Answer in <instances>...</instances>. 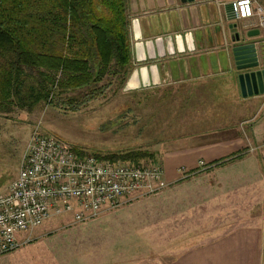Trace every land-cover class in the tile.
<instances>
[{
    "label": "rangeland",
    "instance_id": "obj_1",
    "mask_svg": "<svg viewBox=\"0 0 264 264\" xmlns=\"http://www.w3.org/2000/svg\"><path fill=\"white\" fill-rule=\"evenodd\" d=\"M255 1L264 7V0ZM208 89L211 90L194 82L136 90L113 84L86 104H69L62 96L53 103L25 109L14 107L9 113H0V193L16 177L34 133L55 137L73 150L93 156L132 150L154 154V159H142L138 164L160 162L163 153L182 148L183 142L193 136L209 137L208 129L214 125L228 126L229 114L228 123L234 131L225 135L248 136L242 129L236 131L241 126L240 99L245 98L240 94L239 100L233 101L216 96L208 99L204 96ZM248 171L242 165L226 174L236 179ZM246 180L241 185L235 181L231 193L215 198L209 207L205 208L206 202L200 201L202 195L198 194L192 200L187 198L183 205L178 203V209L193 211V220L198 219L199 232L205 237L228 231L238 224L235 220L244 212L254 214L255 204L260 202L254 194L258 192L257 182ZM206 184L198 183L193 193ZM187 190H192L191 186ZM159 197L124 202L78 225H68L65 219H50L28 236L29 244L0 257V264H161L190 246L210 240L190 236L160 239L166 230L160 226ZM204 221L207 224L202 226ZM184 230L189 233L191 229Z\"/></svg>",
    "mask_w": 264,
    "mask_h": 264
},
{
    "label": "crops",
    "instance_id": "obj_2",
    "mask_svg": "<svg viewBox=\"0 0 264 264\" xmlns=\"http://www.w3.org/2000/svg\"><path fill=\"white\" fill-rule=\"evenodd\" d=\"M125 1L131 52V72L125 83L127 90L194 82L211 88L205 90L204 96L208 99L216 96L223 100H239L238 73L231 53L236 33L245 37L249 31H259L258 36L248 41L256 44L264 62V30L255 27L254 19H234L228 0ZM242 98L245 99H240L242 107L238 111L241 126L236 131L242 129L248 136L236 135V139L225 135L234 131L228 123L229 114L227 127L218 123L208 129L209 137L193 136L182 140V148L160 156L169 186L158 194L160 226L166 230L159 238H204V233L199 232L198 219L193 220V211L178 209V203L183 205L187 198L192 200L194 195L201 194L200 201L206 202L205 208L209 207L215 198L231 193L235 181L240 185L246 179L257 182L258 192L254 194L259 196L260 202L255 204L256 211L254 214L244 212L235 220L238 224L233 228L217 235H206L204 239L210 240L190 246L161 264H264V93ZM240 153L241 157L216 165ZM200 161L203 167L199 166ZM241 164L249 168L247 175L236 179L227 177V170H234ZM180 168L187 172L185 178L180 177ZM206 169L209 171L200 174ZM203 181L207 184L199 189L202 193H193L194 186ZM190 186L192 190L188 191ZM204 223L207 224L204 221L202 226ZM184 229L191 230L188 233Z\"/></svg>",
    "mask_w": 264,
    "mask_h": 264
},
{
    "label": "trees",
    "instance_id": "obj_3",
    "mask_svg": "<svg viewBox=\"0 0 264 264\" xmlns=\"http://www.w3.org/2000/svg\"><path fill=\"white\" fill-rule=\"evenodd\" d=\"M130 72L125 0H0V113L62 96L86 104L113 84L124 89ZM94 157L138 164L154 154Z\"/></svg>",
    "mask_w": 264,
    "mask_h": 264
},
{
    "label": "built area",
    "instance_id": "obj_4",
    "mask_svg": "<svg viewBox=\"0 0 264 264\" xmlns=\"http://www.w3.org/2000/svg\"><path fill=\"white\" fill-rule=\"evenodd\" d=\"M228 1L234 19H254L255 27L264 30V7L255 0ZM178 172L186 177L183 168ZM168 186L160 162L98 160L55 137L34 133L16 177L0 193V257L30 243L28 236L50 219L86 223L124 202L156 196Z\"/></svg>",
    "mask_w": 264,
    "mask_h": 264
},
{
    "label": "water",
    "instance_id": "obj_5",
    "mask_svg": "<svg viewBox=\"0 0 264 264\" xmlns=\"http://www.w3.org/2000/svg\"><path fill=\"white\" fill-rule=\"evenodd\" d=\"M180 1L192 3L198 0ZM258 34V30L247 32L245 37L236 33L232 39L231 53L242 97L264 93V62L256 49V44L248 41Z\"/></svg>",
    "mask_w": 264,
    "mask_h": 264
}]
</instances>
